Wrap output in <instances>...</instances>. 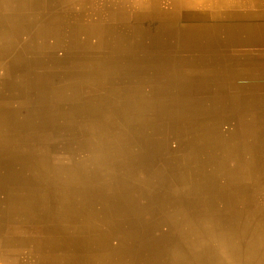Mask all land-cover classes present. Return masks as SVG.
Listing matches in <instances>:
<instances>
[{
	"label": "bare ground",
	"instance_id": "obj_1",
	"mask_svg": "<svg viewBox=\"0 0 264 264\" xmlns=\"http://www.w3.org/2000/svg\"><path fill=\"white\" fill-rule=\"evenodd\" d=\"M48 3H46L45 0H1L0 1V7L3 10H9L11 12L15 11L13 15H8L6 18L0 17V24L3 25L2 28L0 27V46H3V50H1V53L7 55H15L16 57L12 59L13 62L15 64L22 65L21 60H23V58L20 57L24 56L25 52H29L32 55L34 61L36 62L34 65H32L34 66V73L30 77H26L27 75L25 73L20 75V73L17 72L12 73V71L10 76H6L5 73L8 72L6 68H4L5 73L2 72V70H1L2 73L0 72V164H4V163L8 164L9 162L7 161V157H9L12 158L13 164L11 166L14 170L21 169V167L28 165L26 166V168H30L32 171L36 172L29 174L22 172L23 175L16 173V175L19 176V180L24 181L22 185L32 186L41 183V180L48 175L47 174L48 172L45 171L44 168H50L51 171L53 170L56 173H58L55 174L54 177L49 178L50 182H55L58 176H62L64 178L69 177L68 175H71L70 173L73 171V167H71V164L68 165L69 162L65 160L66 159L65 153L64 152L62 153V151L59 150V146L55 143L54 138L56 136L59 137H66L68 135L73 136V133L77 134L76 129L79 128L80 131L78 132V134L82 135L84 129L83 126H87L84 121L79 120V122H77L75 125L71 124L67 128L61 129L59 135H56V132L53 133V129L51 131L50 121L48 119L49 116L48 110L42 111V108H40L41 107L40 103H42L43 101L45 102L52 101L54 99L64 100L67 98H73V97L76 98L74 96L73 91L77 92L78 90L83 88L82 85L76 83V80L78 79L79 76L81 79H83L82 76L85 77V75H81L82 73L80 74L79 72H83V71L100 72L98 69H96L97 67H99L98 65H102L103 67L112 69L114 72L118 71V75H119V71L128 70L129 72H134L135 74H137V75H133L134 77H138V76H144L145 72L148 73V72L162 71L163 69L161 67L160 62L162 61L161 59H163L168 64L166 65L168 66V68H166L167 72L174 73L178 67H183V65L186 66L189 64V62H186L182 66L178 65L179 58L178 57L176 58L177 56L176 52H173L177 48L180 49V53L195 52L196 56L200 55L202 51L207 49L208 52L207 56L209 57L211 62L204 63V66L202 67L209 76V83L208 84L206 83V85H209L210 87L209 97L212 103L215 104V106L208 114H206L207 112H204L202 116L206 114V117H208V119L212 121V126L210 130L211 136L215 134L216 128L219 132H221L220 130L221 122H219L220 119L218 118L219 113L223 114L224 112L226 116L225 118L223 114L222 117L226 119L223 120V122L226 121V122L234 123L233 126L235 127L230 132L226 142V146H230V147L228 149V159L226 160L225 165L226 167H228L227 162L232 158H235V160L237 161L235 167L226 170L230 181L229 184L235 185L236 183V193L238 195L237 196L238 201L241 200V198H239V196H241V193L244 195L243 191L239 190V187H243L242 189H244V186L250 187L255 185V183L260 184L261 186L264 185V169L262 170V168H264V152L262 156L261 155L262 152L259 146L260 143L259 140L260 139L263 140L264 138L262 130L261 129L259 130V128L262 126L260 121L261 119L256 116L258 115L257 113H254V111L248 112L246 109L247 105L250 104L253 106V108L256 107L263 109L264 98L258 99L260 98L257 97L258 94L257 96H255L254 94L255 92H253L254 89L252 85L249 86L248 88V90L251 91V93L250 94L247 93V96L244 97L245 88H243L244 85L241 82V77L238 76L237 70L234 69V67L232 66V62L228 60L226 54H223L222 47L220 46L219 41H212V40L196 41V39H194V37L189 34L188 30L184 32L183 35L181 36V34H178V30L173 27V24L168 22L164 25V27L159 26L157 28H148V29L145 28H141V29L135 28V29H126V30L124 29L116 32V30L110 27V23H108L105 20H102L101 18L95 19L93 17L88 22L82 23L80 22L81 19H76L73 21L72 18H68L66 16L63 18V16L58 14L49 17L48 16L49 14L46 10L47 6L48 9L50 7ZM17 11L31 12V14L26 15L27 17L21 16L22 17L21 19V17L17 15ZM44 17L46 18V21H48L49 23L51 22L55 25H58L62 22V24L58 25L59 27H54V28L47 27L44 23ZM123 17L122 16L120 17L121 22L125 20ZM157 17L159 16L157 15ZM97 19H100L103 22L98 21ZM55 22L58 24H56ZM39 23H42L41 24L42 27L33 30L32 27L38 25ZM62 25H73V26L63 27ZM76 25H80L81 27H78ZM223 31H225V29ZM187 32L188 34L185 35V33ZM62 36H66V38H62ZM19 39H27V41H17ZM190 48H194L195 51L189 50ZM74 49H77L79 51L73 52L72 50ZM60 51H63L64 53L62 55H59L58 53ZM95 55H100L101 59L95 62L94 60H92V57H94ZM231 58L232 57H230V59ZM180 61H181L180 64L185 62L182 58L180 59ZM196 62H198V60H196ZM217 62L220 63L219 64L221 65L220 67L217 64ZM223 63L225 66H223ZM190 65H191V72L192 71L195 72L196 71L195 66L196 67L199 66V64L195 62H191ZM83 66L87 69L83 68ZM109 69L105 70L104 68L102 70H104V72H108ZM29 72L31 73V71ZM35 76H40V78L37 80L36 78H34ZM48 78L52 83L59 85V88L57 90H54L53 87L52 90H47L44 87L42 81ZM63 80H65L64 85L62 84ZM230 86L236 89L235 90L236 92L231 93L229 95L228 93ZM26 87H28V89ZM95 92H99V90L94 91V96L92 97L94 103L101 104L102 102L107 104L112 103L115 105L116 104H123L125 106L128 105L127 103L128 101L124 99L123 100L114 99L112 97V95L117 94V91L116 94L112 91L108 92L110 94L109 98H113V99L107 101H101L100 97L95 95ZM167 93H168L167 88L165 87L158 88V91L155 94H153V100L148 101L147 108L150 110L153 108L152 105L160 106L158 108L160 109V119H161L164 118L165 116L166 113L165 108L167 106L173 103L179 106L181 103L183 104L186 102L188 103L189 107L187 108V110H185V112L187 113V116L190 119L189 123H187V129L192 133L193 132L195 133V131L200 132L201 124L199 123L200 122L199 120L202 117L201 109L199 108L200 117L198 120H196L195 114L197 116V114L199 115V113H197V107L194 100L189 99V101H182L181 98L177 100V97L167 96ZM76 95L78 94L76 93ZM135 95H136L135 97L138 98L137 94ZM82 97H84V95ZM4 98L8 100L10 103H14V102L19 103V106L27 113V114L25 113L26 119L23 123L21 122L19 124L20 121L18 120L17 114L15 113L16 110H8V105L6 104L7 102L4 100ZM166 99H168L169 101H167ZM259 101L261 102L259 103V107H258ZM196 103H198V101H196ZM180 110L184 111V109H181V107ZM177 114L179 115L180 113L177 112ZM21 119L22 118H20V120ZM39 119H41L42 121ZM142 124L147 126H149L150 124L152 125L148 117L142 120ZM162 124H166V122H162ZM96 126H99L98 122H96ZM166 126L167 125L158 124L157 130L159 129L164 130ZM176 126L179 125H171L170 129ZM12 129H15L14 133ZM174 130L173 132L171 131L170 133L174 134ZM87 140L88 141L85 142L84 149L85 150L89 149L91 157L94 159L96 158V160H94L95 161L94 164L95 163L103 164L101 160L99 161L97 159L99 156L97 153L99 151L100 152L103 151V154L108 158L110 157V154H112V152H114L115 155L117 153L119 154L123 153L122 151H119L122 150L120 148V145H117L115 146V148H113L112 145L103 144L101 142L100 136H97L95 138L90 137V139L87 138ZM232 141L236 143V147L229 144ZM239 144L242 145V148L240 149L238 148ZM42 147H46L47 149L46 160H42L40 157V148ZM190 147L199 148V145L196 144L194 141H192ZM262 148H264V146ZM211 153L213 155L212 151ZM128 155L129 157H126L127 166L132 170L134 176L133 179H125L127 180L125 183L127 184L128 187L134 189L140 188L145 190H147L148 188L156 187L157 185L158 186L160 185V188L162 187L161 186L162 183L158 179H156L155 176L151 180L147 178L146 180L143 181L142 177L138 176V173L135 172L138 171L139 168L136 165L137 164L136 161H138L137 156L135 154L130 155L129 153ZM206 155L208 157L209 153L207 152ZM20 159H23V161L30 159V163L29 160L28 163L20 162ZM260 162L262 163L261 167H259L261 165ZM84 164H87L88 166L93 163L87 162L84 159L83 165ZM257 164L259 166H257ZM91 166L93 167V165ZM97 166H98L97 169H99L98 173H94L96 172V170H94L93 168L88 171L89 173L85 172L86 183L88 182L87 181L88 179L91 180L95 178L96 175L109 173L106 170L107 168L104 169L99 165ZM7 167L8 165H6L5 170ZM110 167L114 177H118L117 182H122L121 180L124 179V177L123 174H119L118 171L119 165L117 166L116 164V166H110ZM156 169L160 170L161 167L158 166L156 167ZM64 171H68L69 173H64ZM238 172H241V174L238 175L237 174ZM158 173L156 174L158 175ZM206 173H207L206 181H205L206 186L204 188L209 190L208 184H211L210 183L211 177L207 169H206ZM77 178L78 177L76 176V179ZM74 182L75 181H73L72 184L68 182V186H72ZM18 186L20 185L18 184ZM52 186L53 185H48L47 188L44 189L43 184H39L36 185L33 190L28 189V192H34L36 196L27 195L26 197L21 198L19 201V204L23 208L29 207V210L26 211L28 212L26 213L28 214V216L29 214L31 216H34L32 212H35V209L38 203L40 202L41 198H44L46 200L43 202V204H41L42 207L39 209L40 214L44 219L45 218L53 219V221L56 224L60 223L61 218H63V216H68L66 214H70V215L84 214L83 212H87V213L89 212L90 214L93 215L94 212H91L90 209L89 210L78 209V205L73 201L77 197L76 195H72L73 197L70 195L69 197L63 199L60 196H54L53 194H51ZM84 188H86L85 195L87 196L84 199V202L90 203L91 204L90 208H92L93 205L95 206L100 205L99 203L100 200L107 201L109 195L108 192L106 191L103 192L100 189H96L93 187V185L84 186ZM2 191H5L7 194L10 195L12 193V186L10 185L8 188H2L1 192ZM116 192L119 193L117 190ZM129 194L134 195L135 193L133 194L129 191ZM140 194L142 193L140 192ZM105 196L107 197L106 199ZM148 196L153 197L154 195L149 194ZM254 197L256 196L254 195ZM153 198L155 199V197ZM128 199L130 200L131 197L130 198L128 197ZM255 199L257 198L252 197L251 200L247 199L246 201L253 202V200L255 201ZM126 201H127V197L123 196L120 197V200L116 204L124 206ZM8 202L11 205L13 203V201L11 200ZM21 202L24 205H22ZM229 203H231V201ZM246 203L247 202H245V205ZM63 205H66L67 209L62 212L61 207ZM96 208L99 209V207L97 206ZM105 210H107V208L103 209V211ZM260 212H261L260 209H258V211L256 210L254 213L251 212V214L248 216L247 215L248 210L244 209L239 219L241 222V227H243V230L238 232L237 235H235L234 237L232 236V233L230 235L231 239L228 241L229 246H235V245L240 246V253H241L240 264H247V262L250 259H251L250 261H253L255 264H260V263L264 264V240H262V234L264 233L255 232V229H253L250 225L254 223L256 226V224L260 222L261 220L260 217L264 216L263 211L261 215ZM184 213L185 211L172 215H163L161 221L157 223L155 222L150 223L148 221L150 224H147L145 226V229H143V231L141 232L146 234L148 232H151L153 229L159 228L163 230V228L165 227L166 231L168 230L170 232H174V234L176 232L179 235L182 234L183 236H185L186 241L182 240L183 236L181 237L180 245H179L181 248L178 250V252L184 255L183 253L185 251L184 246H186L185 244H187L189 249H187L186 251H188L192 257V261H191L192 264H223V259L220 249L221 247H224V245L228 246L226 239H224L225 234H223V239L219 241V245L221 247L217 245L219 247V250L216 249L214 250L213 248H211V246L213 245H214L213 247L216 246L215 241L213 239H212L213 242H211L203 235L201 236L200 234H197V232L203 231L202 229L199 228L198 223L195 222V219L197 220V216H195L194 214L186 216L183 215ZM61 214H63V216ZM106 214L110 215L109 218L113 216L111 212L109 213L107 212L105 213V215ZM119 215H121V213H119ZM35 217H37L36 213H35ZM222 218L223 220H220L222 224H226L229 222L228 218L225 217ZM241 218L243 220H241ZM42 228L43 230L50 229V227L47 225L43 226ZM185 234H188V238L186 237ZM139 247L141 248V246ZM181 254L179 256L178 264H182L180 261V259L182 258Z\"/></svg>",
	"mask_w": 264,
	"mask_h": 264
},
{
	"label": "rangeland",
	"instance_id": "obj_2",
	"mask_svg": "<svg viewBox=\"0 0 264 264\" xmlns=\"http://www.w3.org/2000/svg\"><path fill=\"white\" fill-rule=\"evenodd\" d=\"M62 38H66V36H62ZM189 50L195 51L194 48H190ZM72 51L78 52L79 50L74 49ZM173 52H176V58H179V66H182L186 62H189V64L186 66L183 65V67H178L174 73H169L166 70V68H168L166 65L168 64L165 62V60L161 59L162 61L160 64L163 69L162 71L148 73L145 72L144 76L138 77H134L133 75L137 74L134 72H129L128 70L119 71L118 75V71L114 72L112 69L98 65L99 67L96 69H98L100 72H79L80 74L82 73L81 75H85V77L82 76L83 79H81L79 76L76 80V83L83 86V88L77 92L73 91L76 98L73 97L64 100L54 99L52 101H43L40 103V108H42V111L48 110V119L50 121L51 131L53 129V133L56 132V135H59L61 129L67 128L71 124L75 125L77 122H79V120L84 121L87 126H83L84 129L82 135L78 134L80 131L79 128L76 129L78 135L73 133V136H56L54 138L55 143L59 146V150H61L62 153H65V160L69 162L68 165L71 164V167H73V171L70 173L71 175H68L69 177L66 178L58 176L55 182H50L49 178L54 177L55 174L58 173L53 170L51 171L50 168H44V170L48 172V175L41 180V183L36 185L43 184L44 189H46L48 185H53L51 188V194L54 196H60L63 199L69 197L71 193L76 195L77 197L74 199V203H79V210L92 209L90 207L87 208L83 206L89 204L84 202V199L87 197L85 195L86 188H84V186L93 185V187L96 189L99 188L103 192H108V198L114 200L115 203L120 200V197L125 196L127 197L125 206L134 209L139 208L138 210L141 211L136 212L138 215L134 213L131 216H136L137 218L134 220H138L139 224L142 222V231L145 229L147 224L160 222L163 218V215H172L184 211L185 213L183 215L186 216L194 214L197 216V220L195 219V222H197L199 228L203 230L202 232H197V234H200L201 236L203 235L211 242L214 240L216 246L213 247V245L211 248L214 250H219V241L223 239V234H225V236H229V241L231 239V233L234 237L238 232L243 230L239 219L244 209L248 210V216L251 214V212L254 213L256 210L258 211V209L261 211L260 215L262 211L264 214V185L261 186L260 184L255 183V185L250 187L244 186V189H242L243 187H239V190L243 191L244 195L241 193V196H239L241 200L238 201L236 183L235 185L229 184L230 181L226 170L235 167L237 161L235 158H232L227 162L228 167L225 165L226 160L228 159V149L230 147L226 146V142L230 132L235 127L233 126L234 123L226 121L223 122V120H226L222 117L224 112L223 114L219 113L218 118L220 119L219 122H221V132H219L216 128L215 134L211 136L210 130L212 121L206 117V114H208L215 106L209 97L210 87L209 85H206V83H209V76L202 67L204 66V63L211 62L207 56V49L202 51V53L197 56L195 52L180 53V49L178 48ZM63 53V51H60L58 54L62 55ZM181 58L185 61L182 64H180ZM100 59V55H95L92 57V60L95 62L99 61ZM196 60H198V62H196ZM191 62L199 64L198 67L195 66V72H191ZM217 64L219 65L220 63L217 62ZM220 66L221 65H219V67ZM223 66H225L224 63ZM232 66L234 69H236V63H232ZM83 68L85 67L83 66ZM104 68L105 70L109 69L110 72H104V70H102ZM2 72L5 73L4 68L2 69ZM5 74L7 75V73ZM34 78L38 80L40 76H35ZM241 82L244 85V97H246L247 93H251V91L248 90L249 87L247 88L246 84L248 83V79L241 78ZM42 84L47 90H52V87L54 90L59 88V85L52 83L49 78L43 80ZM62 84H65V80L62 81ZM162 87L168 89L167 96L177 97V100L179 98H181L182 101H189V99H193L197 107V113H199L197 116L195 114L196 120H198L200 117L199 108L201 109V116L204 112H207L199 120V123L201 124L200 132L195 131V133H192L187 129V123H189L190 119L185 112V110H187L189 107L188 103L186 102L183 104L181 103L182 105L180 104L179 106H177L175 103L167 106L165 108V116L161 119L160 109L158 108L160 106L152 105L153 108L150 110L147 108L148 101H152L153 94L158 91V88ZM26 88L28 89V87ZM96 90H99V92H95V95L99 96L101 101H107L113 98L119 100L124 99L128 101V105H115L112 103L107 104L102 102L101 104L94 103L92 97L94 96V91ZM235 90L236 89L230 86L228 94L230 95L231 93L236 92ZM110 91L114 92L115 94L117 91V94L112 95L113 98H109L110 94L108 92ZM76 93L78 95H76ZM135 94H137L138 98L135 97ZM254 94L257 96V92ZM83 95L84 97H82ZM257 97H260L258 99L263 98V96L260 94H258ZM166 100L169 101L168 99ZM196 101H198V103H196ZM260 102L261 101L258 102V107ZM14 106H17V103H14ZM180 107L181 109H184V111L180 110ZM246 109L248 112L254 111V113L258 114L256 116L261 119L260 121L262 125L259 130L261 129L264 135V108H253V106L250 104L247 105ZM177 112L180 114L178 115ZM144 117H148L152 125H143L142 120L145 119ZM224 117L226 118L225 114ZM96 122L99 123V126H96ZM162 122H166V124H162ZM158 124L167 126L164 130H157ZM171 125L179 126L170 129ZM173 130L174 134L170 133L171 131L173 132ZM97 136L101 137V142L103 144L112 145L113 148H115L117 145H120L122 150L119 151H122L123 153H117L115 155V153L112 152L109 159L103 154V151L100 152L98 150L99 152L97 154L99 156L97 159L99 161L101 160L103 164H94V160H96V158H92L89 149L85 150L84 148L85 142L88 141L87 138L90 139V137L95 138ZM261 140L262 139L259 140V146L262 152L261 155L263 156L264 148L262 147L264 146V138L262 141ZM192 141L198 144L199 148L190 147ZM229 144L236 147V143L234 141L230 142ZM238 148H242V145L239 144ZM211 151L213 152V155ZM46 152V147L40 148V157L42 160H46ZM127 152L130 155L135 154L138 158L136 165L139 168L138 171H135L138 173V176H141L143 181L147 178L151 180L155 176L156 179L162 183L161 188L160 185H157L153 188H148L147 190L140 188L134 189L127 186L125 183L127 180L125 179H133L134 177L132 170L127 166L126 157H129ZM207 152L209 153L208 157L206 155ZM84 159L87 162L93 163L91 164L93 167L91 165L87 166V164L83 165ZM28 160L30 163V159ZM28 160L23 161V159H20V162L28 163ZM7 161L9 163L3 176L2 188H8L11 185L12 189L18 190V193L13 195H11V193L9 195L5 191H2L1 193L6 195L3 198L7 199L5 202L10 200L13 201L15 204L13 206V213H28L26 211L29 210V207L23 208L20 205V209H18V204L20 199L26 197L27 195L36 196L34 192H28V189L33 190L36 185H22L24 181L19 180V176L16 175V173L23 175L22 172L26 174L36 172L32 171L30 168H26L28 165L21 167L22 171L21 169L14 170L11 166L13 164L12 158L7 157ZM116 164L117 166L119 165V174H123L124 179L121 180L122 182H117L118 177H114L112 174L110 166H116ZM260 164V166L258 164L257 166L261 167L262 163L260 162ZM97 165L103 167L104 169L107 168L106 170L109 173L96 175L95 178L91 180L88 179V182L86 183L85 172L89 173L88 171L93 168L96 170L94 173H98L99 169H97ZM158 166L161 167L160 170L156 169ZM206 169L210 173L211 177V184H208L209 190L204 188L206 186ZM263 169L264 168H262V170ZM64 173L69 172L64 171ZM156 173H158V175ZM237 174L240 175L241 172H238ZM76 176L78 177L77 179ZM73 181H75L73 185L68 186V182L72 184ZM18 184L20 186H18ZM116 190L119 193H117ZM21 191L25 194H23ZM129 191L135 194H129ZM80 192L85 195L84 198H82V195H78ZM140 192L142 194H140ZM253 193L256 197H254ZM149 194L154 195L153 197H155V199L151 196H148ZM128 197H131V199L129 200ZM252 197L257 199H255V201L253 200V202L246 201L247 199L251 200ZM105 198L107 197L105 196ZM0 200H2L1 197ZM45 200L46 199L41 198L40 202L38 203L35 209L37 214H40L39 209L42 207L41 204H43ZM230 201L231 203H229ZM245 202H247V206L245 205ZM21 204L24 205L22 202ZM106 205L107 204L104 203V208L108 207ZM107 212L108 210L105 211V213ZM83 213L87 214V212ZM111 214L115 217L121 216H116L115 214L117 213L115 212H111ZM222 217L228 218L229 222L222 224L220 222V220H223ZM260 218L261 220L258 222V224H256V226L254 223L250 225L253 229H255V232L264 233V216H261ZM241 220L243 219L241 218ZM164 229L165 227L163 230L156 228L152 231H156V236L158 237L163 235V238L166 242L170 240L169 238L174 239L176 244H178L174 250L177 248L179 250L181 248L179 246L180 240L183 235H179L176 232L174 234V232H170L168 230L166 231V229ZM185 235L188 238V234ZM225 236L224 239H226ZM182 240H185V236H183ZM185 245L186 246L183 245L185 250L183 252L184 255L181 254L182 258L180 261L182 264H192V257L190 253L186 251L189 249V247L187 244ZM232 247H234V249H238L240 254V246L235 245ZM230 254H233V250L230 251ZM250 260L247 262V264H251L253 262ZM252 264L255 263L253 262Z\"/></svg>",
	"mask_w": 264,
	"mask_h": 264
},
{
	"label": "crops",
	"instance_id": "obj_3",
	"mask_svg": "<svg viewBox=\"0 0 264 264\" xmlns=\"http://www.w3.org/2000/svg\"><path fill=\"white\" fill-rule=\"evenodd\" d=\"M45 1L50 5L49 9L48 6L46 9L49 17L58 14L63 18L65 16L72 18L73 21L81 19L82 23L88 22L93 17L101 18L110 23V27L116 32L124 29L164 27L168 22L173 24L181 36L188 30L196 41H219L223 54H226L232 63H236L238 76L248 79L247 88L252 85L254 91L264 98V0ZM14 12L3 10L0 7V17L2 18L13 15ZM29 14L31 12L17 11V15L20 17ZM121 16H124L123 22L120 21ZM44 23L50 28L59 27L58 25L62 24V22L60 24L55 22L58 25L49 23L45 17ZM41 24L33 26L32 29L41 28ZM2 26L0 24L1 28ZM62 26L72 27L73 25ZM76 26L81 27L80 25ZM224 29L225 31H223ZM187 34L188 32L185 33V35ZM17 41H27V39ZM1 50H3V46H0V70L6 68L8 70L6 76H10L11 71L20 73V75L25 73L26 77L33 75L34 66L32 65L36 62L29 52H25L24 56L20 57L23 58L22 65H18L12 60L16 57L15 55L3 54ZM230 57L232 58L230 59ZM4 100L7 102L8 110H16L19 124L23 123L27 113L19 106V103L14 102L17 103V106H14V103H10L5 98ZM20 118L22 119L20 120ZM12 131L14 133L15 129ZM4 164H0V197L2 198L0 200V264H178L181 253L178 252V248L174 250L177 247L174 239L169 238L170 240L166 242L163 235L156 236V231L142 233V222L139 224L138 220H134L137 217L131 216L136 212H141L138 210L139 208L129 207L127 209L126 204L124 206L116 204L110 198L107 201L100 200V205H96L99 209L93 205L90 209L91 212H94L93 215L89 212L84 215L72 214L73 216L66 214L69 217L61 214L63 218L59 224H56L53 219H44L41 214L36 212H32L34 216L30 214L28 216L26 213H13L15 204L11 205L9 202H5L7 199L3 197L6 195L1 193L5 167L8 165ZM16 193L18 190L12 189L11 195ZM78 195H82V198L85 196L82 192ZM104 203L108 206V213L115 212L116 216L121 213V216L109 218V214L105 215ZM76 204L79 205V203ZM18 206L20 209V204ZM83 206L88 208L91 204ZM66 209V205L61 207L62 212ZM35 213L37 217H35ZM45 225L50 229L43 230L42 227ZM225 238L228 244L229 236L226 235ZM263 238L264 234L262 240H264ZM230 250H233L234 255L230 254ZM220 252L223 264H240L241 253L239 254L238 249H234L228 244V246L221 247Z\"/></svg>",
	"mask_w": 264,
	"mask_h": 264
}]
</instances>
